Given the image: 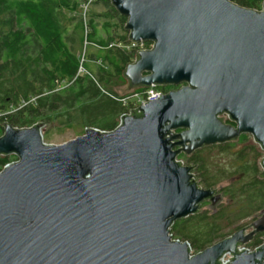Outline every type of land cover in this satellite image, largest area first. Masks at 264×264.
Wrapping results in <instances>:
<instances>
[{
  "label": "water",
  "instance_id": "water-1",
  "mask_svg": "<svg viewBox=\"0 0 264 264\" xmlns=\"http://www.w3.org/2000/svg\"><path fill=\"white\" fill-rule=\"evenodd\" d=\"M110 2L129 41L152 44L126 66L125 91L178 89L121 116L113 131L87 128L59 146L43 142L42 125H4L0 156L17 161L0 171V264H220L227 253V264H264V244L236 250L264 233V209L250 232L192 257L169 235L202 202H222L177 156L242 134L264 152V0L260 10L228 0ZM260 166L264 176V158Z\"/></svg>",
  "mask_w": 264,
  "mask_h": 264
},
{
  "label": "trees",
  "instance_id": "trees-1",
  "mask_svg": "<svg viewBox=\"0 0 264 264\" xmlns=\"http://www.w3.org/2000/svg\"><path fill=\"white\" fill-rule=\"evenodd\" d=\"M260 10L263 0H228ZM85 0H0V136L4 125L27 129L72 131L87 128L113 131L129 111L131 91L123 72L137 53L129 45L127 19L110 0H92L83 17ZM99 6L102 11H96ZM150 42H145L148 48ZM80 69L83 72H80ZM165 91L177 87H161ZM122 92V94H120ZM124 93V94H123ZM247 134L237 142L203 146L177 160L192 169L203 190H215L222 202L207 201L198 211L169 227L173 240L201 253L250 225L264 209L261 153ZM261 152V153H260ZM14 155L0 156V171ZM248 221V223H246ZM260 244H251L255 247ZM250 245V244H247Z\"/></svg>",
  "mask_w": 264,
  "mask_h": 264
},
{
  "label": "built area",
  "instance_id": "built-area-1",
  "mask_svg": "<svg viewBox=\"0 0 264 264\" xmlns=\"http://www.w3.org/2000/svg\"><path fill=\"white\" fill-rule=\"evenodd\" d=\"M85 1H86V2L84 3L83 6L88 7V5L91 3L92 0H85ZM144 43H145V42H139V43H132V42H129V45L126 46V49H129V48H135V49L137 50V52H138V51H143V50H149V49L151 48L152 44H150L148 48H145V47H144ZM80 72H83V70L80 69ZM168 92H169V91H165L163 88H161V87H156V86H152V87H150V88H148V89H143V90H141V91H131V92H130L129 99H128V102H130V104H128V103L126 104V103H125V105H128L129 111H131V110H135V109L139 108L140 106H144V103H147V102L153 101V100H155V99H157V98H160V97L164 96L165 94H167ZM129 111H128L127 113L123 114V115H128V114H129ZM123 115H122V116H123ZM222 117H223V119H224L225 121H228V116H227V115H223ZM119 123H120V119H119V121H118L117 126L119 125ZM117 126H116V127H117ZM16 161H17V159H16V157L14 156V159L12 160L11 163H14V162H16ZM176 161L179 162L182 166H184L183 163H182L181 161H179V160H177V159H176ZM9 164H10V163H9ZM7 165H8V164H7ZM5 166H6V165H5ZM5 166H4V167H5ZM4 167H3V168H4ZM3 168H2V169H3ZM171 239H172V238H171ZM172 241H177V240H173V239H172ZM177 242H179V241H177ZM179 243H181V242H179ZM186 244H187V243H186ZM187 246H188V250H189V257H192V256L198 254V253H194V252L190 249V247H189L188 244H187ZM259 247H260L259 245L253 247V246H249V245H246V244H245V245H242V246H238V247L236 248V250H237V253H241L242 250H245V251H247L248 254H251V253L255 252L256 249H258ZM228 259H233V256H232L231 254H229V253H227V254H223V255L219 258L218 262H220V264H227V263L230 262V260H228ZM263 263H264V261H263Z\"/></svg>",
  "mask_w": 264,
  "mask_h": 264
},
{
  "label": "rangeland",
  "instance_id": "rangeland-1",
  "mask_svg": "<svg viewBox=\"0 0 264 264\" xmlns=\"http://www.w3.org/2000/svg\"><path fill=\"white\" fill-rule=\"evenodd\" d=\"M92 8H94V7H91V6L85 7V6H83V3H82V5L80 7V15L83 17V15L88 13V11H90V9H92ZM95 10L96 11H102V8L97 6L95 8ZM125 89L126 88H124V90H123L124 92H125ZM120 94H122V92ZM42 137H43V142L45 144L54 145V146L62 145L64 143H67V142L77 138L76 135L72 131H56L54 129H47L44 132ZM251 142H252V140L250 138L249 143H251ZM252 144H254V143L252 142ZM257 148L259 149V151H262L259 146H257ZM261 155H262V157H261V160H262L264 158V152L263 151H262ZM246 223H248V221Z\"/></svg>",
  "mask_w": 264,
  "mask_h": 264
},
{
  "label": "flooded vegetation",
  "instance_id": "flooded-vegetation-1",
  "mask_svg": "<svg viewBox=\"0 0 264 264\" xmlns=\"http://www.w3.org/2000/svg\"><path fill=\"white\" fill-rule=\"evenodd\" d=\"M181 87V86H180ZM178 88V87H177ZM226 123L227 124H231V125H233L234 126V124H232V123H230L229 121H226ZM178 132H180V131H176V133H178ZM238 141V139L237 140H235V141H233V142H237ZM193 175V174H192ZM256 219V217L254 218V220ZM253 222V221H252ZM251 224V223H250ZM242 229H245V234H247L248 232H250V228H249V225L248 226H244ZM263 238H264V233L263 234H255L254 236H253V238H252V241H250V242H248L247 244H250L249 246H251V244H253V243H256V241L257 240H259L260 241V244H259V246H261L262 244H264V240H263ZM246 244V245H247Z\"/></svg>",
  "mask_w": 264,
  "mask_h": 264
}]
</instances>
